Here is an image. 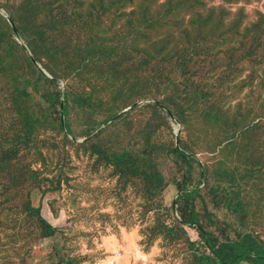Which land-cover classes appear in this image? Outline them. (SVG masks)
Here are the masks:
<instances>
[{"label": "rangeland", "instance_id": "obj_1", "mask_svg": "<svg viewBox=\"0 0 264 264\" xmlns=\"http://www.w3.org/2000/svg\"><path fill=\"white\" fill-rule=\"evenodd\" d=\"M174 148L232 173L264 244V0H0V264H200L180 197L236 221Z\"/></svg>", "mask_w": 264, "mask_h": 264}, {"label": "trees", "instance_id": "obj_2", "mask_svg": "<svg viewBox=\"0 0 264 264\" xmlns=\"http://www.w3.org/2000/svg\"><path fill=\"white\" fill-rule=\"evenodd\" d=\"M54 103V99L49 97ZM64 114L68 109L64 106ZM61 118V117H60ZM59 126L69 130V123H63L61 120ZM96 152L104 157L111 165L118 170L128 163L132 155L129 151L109 152L105 148L96 147ZM142 161L152 159L150 149L142 150L140 154ZM173 156L178 159H192L199 165V181L207 183L209 192L218 209H224L227 214L235 217L234 225L227 222L219 223L215 230L204 227L200 222V215L195 207V198L199 193V186L189 192H185L181 197L179 211L183 224L198 226L200 237L203 244L210 251V254H200L197 260L200 264H264V244L249 230L245 229L246 221H249L250 202L241 196L242 185L232 176L230 171L216 170L212 173L211 186L208 181L210 170L201 165L199 160L194 156L188 155L180 148H174L166 151V157L173 160ZM39 218L42 225L43 236L52 237L56 229L52 227L42 216L40 207L34 208L29 206Z\"/></svg>", "mask_w": 264, "mask_h": 264}]
</instances>
